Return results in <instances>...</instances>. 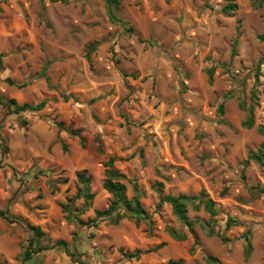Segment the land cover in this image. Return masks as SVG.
<instances>
[{"label": "rangeland", "instance_id": "1", "mask_svg": "<svg viewBox=\"0 0 264 264\" xmlns=\"http://www.w3.org/2000/svg\"><path fill=\"white\" fill-rule=\"evenodd\" d=\"M118 1L133 34L109 22L103 0H0V92L18 104L45 102L20 115L0 106L7 147L0 140V264H22L29 226L42 231V247L66 242L72 258L56 247L25 264H205L206 256L264 264V169L244 164L264 140L256 130L264 124V0L259 8V0H233L237 10L228 14L221 11L226 0ZM47 62L48 81L40 77ZM240 103L253 109L251 129L241 126ZM56 122L79 129L83 146ZM109 157L150 229L126 219L89 224L112 200L102 187ZM79 173L94 194L84 211L75 199ZM156 183L163 195L204 192L218 215L189 208V233L160 204ZM229 218L238 224L227 228ZM204 226L229 242L207 236ZM168 229L187 237L175 241ZM136 250L143 252L138 260L123 256Z\"/></svg>", "mask_w": 264, "mask_h": 264}, {"label": "trees", "instance_id": "2", "mask_svg": "<svg viewBox=\"0 0 264 264\" xmlns=\"http://www.w3.org/2000/svg\"><path fill=\"white\" fill-rule=\"evenodd\" d=\"M52 3L56 2H66L67 0H50ZM106 6V15L109 20V22L113 25L119 26L122 28V30L126 33L133 34L134 30L133 27L128 24L126 21L122 20L118 16V9H119V1L118 0H103ZM227 4L222 7L221 11L223 13H230L237 10V5L233 2V0H226ZM261 0L257 3V8L260 7ZM208 5L205 3L203 5V8H206ZM260 40L264 41V35H261ZM139 42L144 43L146 41L140 40ZM151 44V43H149ZM238 40L237 38L233 42L232 46V52L231 57L236 55V48H237ZM96 43L89 44L87 47L86 52V58L88 63L90 64V56L92 53L96 50ZM116 64H118V61H115ZM50 62H47L45 67L43 68V71L40 74V77H43L46 81H48V77L46 74V69L49 66ZM2 66V56L0 55V68ZM208 74V83H212V70H209L207 72ZM127 76V75H123ZM132 78H136L137 76L134 74L129 75ZM7 82L9 84H14L11 80L7 79ZM19 87H22L23 85H18ZM67 100V97L64 98ZM0 106L6 110L5 115H12L17 114L20 115L22 113L26 112H38L41 111L44 106L45 102L42 101L35 105L30 104H18V102L15 99H8L6 98L1 92H0ZM239 108L246 112V116L241 123V126L244 129H251L255 125V119L253 115V109L252 107L246 109L242 103L239 104ZM218 114H223V104H220L218 107ZM58 131L66 132L71 137H77L83 146L84 138L81 135V131L79 129H72L69 127H66L61 122L55 123ZM257 133L264 138V124L257 125ZM1 140V147L3 148V152H6L7 147L4 142V140L0 137ZM62 149L66 150V145H62ZM141 152V156H142ZM249 161H253L258 166L264 169V140L260 144L259 148L256 151H250L248 153V157L244 164H248ZM114 162L115 158L109 157L105 163L103 164L105 171V179L103 182V189L109 193L112 197V200L108 207L105 210H95L94 214L95 217L93 220L89 221V224L91 226H97L102 221H107L109 224L116 225L121 220L126 219L129 221H132L136 227L140 226L141 224H145L149 229L152 227V221L148 214L144 211V209L141 206L140 200L137 196H133L132 198L127 197V188L126 185L123 183L124 177L114 168ZM41 174V171H39ZM77 191L75 195V199H81L83 202V210L87 209L91 201L94 197V194L90 192L89 188V180L88 178L83 174L79 173L77 174ZM53 185V184H52ZM155 189L159 194V200L160 204L167 203L171 208L172 215L179 221L181 225L186 227L188 229L189 233H193V227L194 222L191 221L188 217V209L190 208L194 212H197L200 210V208L203 209L205 213L209 215L211 219L216 217L218 215V210L216 208V205L214 201H212L204 192H200L198 195H185V194H179L176 196L172 195H163L162 193V184L156 183ZM54 188V185H53ZM136 189V186H134ZM260 192H264V190H260ZM224 194V191L222 192ZM63 208H66V206H63ZM3 214L0 213V216ZM238 222L229 218L226 222V227L237 225ZM207 236H218L223 243L229 242V239L224 237L223 235H220L214 231L212 227H203ZM29 230L32 234L31 239L28 242V246L26 247L23 255H22V264L27 263L30 261L34 254H38L43 250L51 249V248H61L67 255H69L72 258V254L70 253L67 243L64 241H57L54 244H52L50 247L47 246H41V238L43 237V233L38 227L29 226ZM168 235L175 241H184L186 239V234L181 231H176L173 229L167 230ZM249 233L244 236L245 239V248H244V257L247 259L251 253V244H250V238ZM194 244H197V241H194ZM162 244L157 246L155 249H158ZM149 252V251H147ZM143 254V252L136 250L132 253H126L123 254L125 258L127 259H135L138 260L140 256ZM79 264H83V262L78 261ZM205 264H221L219 261L212 256H206L204 258ZM165 264H184L183 261H172L169 260Z\"/></svg>", "mask_w": 264, "mask_h": 264}]
</instances>
